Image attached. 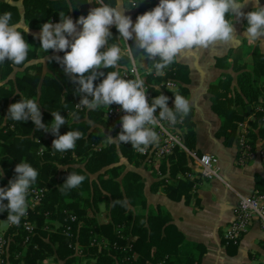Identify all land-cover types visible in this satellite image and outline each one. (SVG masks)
<instances>
[{
    "label": "trees",
    "instance_id": "16d2710c",
    "mask_svg": "<svg viewBox=\"0 0 264 264\" xmlns=\"http://www.w3.org/2000/svg\"><path fill=\"white\" fill-rule=\"evenodd\" d=\"M134 1L137 4L134 7L135 18L149 11L153 5L152 0ZM103 3L115 6L116 0H103ZM123 6L133 7L129 0H123ZM90 9L88 0H0V15L10 12L12 23H18L22 19L32 29H41V25L47 22H60L59 13L78 19L80 16L86 17ZM253 10L254 7H250L246 13ZM243 24L247 27L245 19ZM19 30L30 45L27 60L20 66H13L8 61L0 64V169L4 172L0 177V187L8 186L9 180L15 176L16 165L24 162L37 170L38 176L32 186L45 188V194L40 204L29 209V220L35 227L25 246L21 244L25 235L21 227L22 218L18 225L7 230L12 238L11 264H44L47 260L50 262L48 264L78 263L81 259L68 246L71 238L65 235L63 227H55L52 223L53 220L64 223L69 213L77 216L78 220L71 223V230L83 246L85 257L88 261L92 260L91 264H151L159 260H165L164 264H173V256L182 254L185 246L181 233L160 208L155 213L146 212L141 176L137 171L125 170L124 163L121 162L125 158L138 166L143 162L144 156L133 150L130 144L107 142L102 128H107L108 125L102 108L94 111L74 110L75 102L80 100L78 93L74 95L76 85L64 75L61 65L55 59L58 56L62 58L64 53L58 52V56H50L53 51L44 52L39 38L26 33L21 27ZM109 31L113 36L108 42L111 45L118 41L119 33L115 26L109 28ZM131 47H135L134 43ZM233 51L235 50L230 49L226 54L216 57L215 64L222 66L231 59L229 66L236 72V86H231L233 77L230 72H222L219 79L210 86L212 108L222 118L219 135L224 138L226 145L237 142L238 123L252 115L253 119L248 120L251 124V144L256 146L258 139L261 141L258 143L264 147V112L253 108V104L258 102L264 109V48L261 49L257 43L252 45L249 61L242 63H239L240 53L232 56ZM132 54L136 56L137 52ZM147 63L154 69L152 61L147 60ZM123 65H129L127 55L121 59L120 69ZM115 70L109 68L102 71L106 73ZM165 71V76L154 77V84L167 78L181 82L189 80L185 64L175 62ZM148 78L150 77L147 80ZM102 79L94 81V86H98ZM151 88L154 93L167 96L168 107L173 109L174 95L184 96L187 92L183 86L167 93L154 86ZM21 98L37 100L45 125L54 119L51 112H60L66 119V124L60 129L61 135L68 131L82 133L75 148L63 153L54 151L52 141L56 137L43 130L36 131L30 120L5 121L9 106L19 102ZM184 124L188 127L186 132L182 131L186 146L197 150L193 147L195 134L192 123L185 117ZM120 131L121 123L112 127L115 137ZM39 144L44 146L40 154L37 152ZM187 158L185 152L176 149L167 157L168 166L165 162L159 164L163 171L167 167L169 169L168 174L160 178L169 195L172 190L190 188V182L186 178H175L179 168L182 171L189 169L186 165ZM71 171L85 176V180L77 188L62 190L61 186ZM166 179H172L175 183L167 184ZM256 189L264 192V179L259 176L256 177ZM4 203L7 204V201ZM101 207L106 210L107 220L99 218ZM0 215L7 216V212ZM117 229L123 233L122 238L115 233ZM93 235L107 237L116 246H89L88 240ZM127 243L131 244L136 257H132L131 251L122 250V246ZM16 251H21L18 259L14 258Z\"/></svg>",
    "mask_w": 264,
    "mask_h": 264
},
{
    "label": "clouds",
    "instance_id": "9594fccd",
    "mask_svg": "<svg viewBox=\"0 0 264 264\" xmlns=\"http://www.w3.org/2000/svg\"><path fill=\"white\" fill-rule=\"evenodd\" d=\"M90 2L93 0H88ZM249 2L160 0L158 6L137 16L133 24L131 17L124 14L128 10L124 8L123 0H117L115 6L100 0L99 7L90 9L86 17L80 16L75 22L64 13H59L60 22L42 24L38 38L44 52L64 53L62 58L58 56L55 59L64 75L76 85L74 95L78 93L80 97L77 108L94 111L101 107L110 109L116 104L125 113L121 117L120 133L115 138L107 137V142L130 144L133 150L144 153L159 140L157 132L149 126L160 125L162 121L175 125L178 114L182 121L190 113V101L176 94L174 109H171L168 107L169 98L160 94L149 105L145 81L139 76L135 79L121 76L122 49L117 44L109 45V38L113 37L109 28L115 26L127 51L142 54L153 62L155 75L163 76L164 69L177 62L181 55L192 56L202 49L236 42L238 35L234 24L241 18L247 21L243 36L250 43L264 46V6L259 0H251L254 10L245 14L242 9ZM11 21L10 12L0 15V64L8 61L13 66H20L28 58L30 45L19 30V24ZM77 25L82 28L78 30ZM24 31L27 33L29 26ZM128 41H133L135 47H130ZM109 68L116 70L102 71ZM100 78H103L102 82L94 86V81ZM157 109L158 117L155 115ZM51 115L54 119L45 125L37 100L21 98L9 106L4 119L17 122L30 120L36 131L51 133L56 137L52 141L54 151L63 153L74 149L82 133L68 131L61 135L60 129L66 124V119L58 111L51 112ZM262 165L255 162L254 168L264 169ZM14 172L15 176L9 180L8 186L0 187V213L7 212L6 222L10 225H18L26 215L28 191L38 176L37 170L24 162L18 163ZM3 174V169H0V177ZM84 180L85 176L71 171L61 188L65 191L77 188ZM114 203L126 204L121 201Z\"/></svg>",
    "mask_w": 264,
    "mask_h": 264
},
{
    "label": "crops",
    "instance_id": "0c3cea01",
    "mask_svg": "<svg viewBox=\"0 0 264 264\" xmlns=\"http://www.w3.org/2000/svg\"><path fill=\"white\" fill-rule=\"evenodd\" d=\"M159 2L160 0H152V7L158 6ZM99 3L100 0H95V2L93 0L89 3L90 8L99 7ZM259 3L260 5L264 4L261 0ZM250 7H254V5L248 4L242 11L246 14ZM124 8L128 10L124 14L130 16L133 24H135L134 8ZM70 18L73 22L77 20L74 16ZM17 24L23 30L28 26L22 19ZM77 28L80 30L82 26L77 25ZM234 28L239 30L236 42L202 49L192 56L181 55L177 59V62L185 64L188 68V82H179L180 86L187 90L184 97L190 101L191 110L186 118L192 123L195 134L193 147L199 152H207L217 157L221 180L200 178L197 171L191 166L190 159L187 158L186 165L189 169L186 171L190 172L191 176H187L186 171L179 168L175 178H186L190 182V188H181L179 191L172 190L170 196L160 180L168 174V167L167 170L165 168L163 171L159 166L162 162L168 166L169 160L167 158H165L167 160L163 159L154 165H146L143 160L138 166H135L133 161L121 159L125 170L137 171L141 176L143 194L147 204L146 212L155 213L160 208L161 212L168 216L169 222L183 237V245H185L183 253L178 254L179 256H173V264H255L258 258L264 257V230L257 220L253 221L249 230L237 244H226L222 237L226 226L233 217L237 195L249 194L255 190L256 177L259 176L264 179V169L254 168L255 162L264 164L260 159L251 160L242 167L235 163L236 141L231 145L225 144L224 138L219 135L222 118L212 108L213 98L210 86L219 79L222 72H230L233 77L231 86H236V72H233L229 66L231 59L224 62L222 66L215 64L216 57L226 54L232 49L231 47L238 50L239 46L244 44L242 47L245 51L247 38L243 36L246 30L243 18L234 24ZM40 30L29 27L27 33L38 38ZM69 39L71 40L70 37ZM133 43V41H128L130 47ZM112 44L121 47L122 57L128 56L127 48L120 38ZM254 44L256 43L254 42ZM258 46L261 49L264 48L259 44ZM246 55L248 62L250 54L246 53ZM50 56H58V52L53 51ZM131 56L145 80L149 72H155V69H152L142 54L137 53L136 56H133L131 53ZM149 80H152V77L148 78ZM252 118V115L247 116V119ZM106 123L108 127L102 128L106 137L115 138L112 132L113 126L108 122ZM187 129L188 127L185 125L184 132ZM166 183L174 184L175 182L172 179H166ZM101 209L99 218L107 220L106 210L103 207ZM189 258L192 259L189 261Z\"/></svg>",
    "mask_w": 264,
    "mask_h": 264
},
{
    "label": "built area",
    "instance_id": "2783aa9c",
    "mask_svg": "<svg viewBox=\"0 0 264 264\" xmlns=\"http://www.w3.org/2000/svg\"><path fill=\"white\" fill-rule=\"evenodd\" d=\"M131 5L134 7L136 2L130 0ZM153 7L149 8V11ZM128 56L130 58V63L127 68H121L120 74L125 79H135L137 76L145 81V91L147 92V100L149 105L151 101L160 93H154L151 86H154L155 89H158L164 93L176 91L180 84L179 81L173 78H167L160 81L158 84H149L147 79L145 80L143 76L138 71L134 60L131 56V53L128 51ZM166 71L164 70L165 76ZM155 72H149L148 77H156ZM162 76V77H163ZM89 99H92L89 97ZM79 103V100L74 104V110H86L85 107L77 108L76 104ZM171 108V107H169ZM173 109V108H171ZM263 111V108H261ZM120 111V106L113 104L110 106V109L103 107V117L111 125H117L121 121V117L124 115ZM155 115L158 117L159 112H156ZM264 118V116H263ZM177 123L175 125H170L167 121H162L160 125L149 126L153 127L157 132L159 140L157 143L150 145L146 152L140 153L144 156V163L146 165H154L159 161L167 158L172 155L176 149L182 150L188 156L191 161V166L197 171L200 178L204 179H220V167L218 165V159L216 156L207 153L199 152L197 150L189 149L186 146L184 141L182 131L184 130V118L181 121L179 114L177 115ZM250 126L247 121L239 122L237 125V146L238 153L235 159V163L238 166H245L251 160L260 159L264 161V147L261 146V143H257L256 146H252L249 137ZM39 142V140H37ZM43 145L39 144L37 152L40 154L44 148ZM187 176H191L190 172L186 171ZM45 194V188L43 187H30L27 195V213L22 217L21 227L25 231V235L21 240L22 246H25L31 235L34 233V224L29 220V209L34 208L41 203ZM47 216V213L45 214ZM7 216L0 215V264H11L10 261V243L12 238L7 234L8 228L13 225H10L6 222ZM77 216L75 214L69 213L65 218V222L61 223L58 220H53L52 223L55 224V227H63L66 236L71 238V241L68 243V246L73 249L74 255H83L84 248L78 241L77 235H73L71 230V223L77 221ZM254 220L259 222L260 227L264 230V192H261L257 189L253 190L249 194H238L236 204L233 210V217L230 220L229 224L226 226L223 232V239L226 244H237L240 238L249 230ZM5 225H2V224ZM115 233L119 237H123V233L120 229H117ZM89 246L96 247H108L109 245L116 246V243L111 241L104 236L93 235L89 238ZM122 250L131 251L132 257H136V253L132 251L131 244L127 243L122 246ZM21 256V251H16L14 253V258L18 259ZM165 260H159L151 264H164ZM255 264H264V257L258 258Z\"/></svg>",
    "mask_w": 264,
    "mask_h": 264
},
{
    "label": "rangeland",
    "instance_id": "374dc122",
    "mask_svg": "<svg viewBox=\"0 0 264 264\" xmlns=\"http://www.w3.org/2000/svg\"><path fill=\"white\" fill-rule=\"evenodd\" d=\"M263 3H264V0H261ZM250 2H251V0H250ZM249 4H253V3H249ZM261 6H264V4L263 5H261ZM244 9V8H243ZM242 9V10H243ZM235 30H236V34H238L239 33V30L237 29V28H235ZM245 51H244V49H243V47L242 46H244V44L242 45V46H239V48H238V50L235 48V47H231L233 50H235V51H233V53H232V56H234L237 52H239L240 53V55H241V58H240V60H239V63H242V62H244V61H247V55H246V53H249V51H250V49H251V46L252 45H254V42H249L248 40H247V42H245ZM246 52V53H245ZM250 57V56H249ZM248 57V59H250ZM230 59V58H229ZM231 61V60H230ZM229 64H230V62H229ZM127 66L128 65H124V66H122V68H127ZM248 67V66H247ZM234 72V71H233ZM12 75H13V73H12ZM11 75V76H12ZM154 80V79H153ZM153 80H147V82L149 83V84H154V82H153ZM156 84H158V83H156ZM102 108V110H103V107H101ZM253 108L255 109V110H258V111H260V112H264V109H263V111H261V108H262V106H261V104H259L258 102H255L254 104H253ZM264 116V115H263ZM253 119V118H252ZM264 119V118H263ZM249 119H244L243 121H247V123L249 124V126H250V129H251V124L249 123V121H248ZM243 121H240V122H243ZM250 142H251V139H250ZM256 142L258 143V142H261L260 140H256ZM236 144H237V142H236ZM44 147V146H43ZM237 153H238V146H237V151H236V157H237ZM236 157H235V159H236ZM262 161V160H261ZM263 163H264V161H262ZM2 225H5L4 223L2 224ZM74 254H76V253H74ZM76 256H78L81 260H79L78 261V263H76V264H91V262H92V260H90L89 259V261H88V258H86L85 257V255L83 254V255H76ZM48 263H50L48 260L46 261V263H44V264H48Z\"/></svg>",
    "mask_w": 264,
    "mask_h": 264
}]
</instances>
